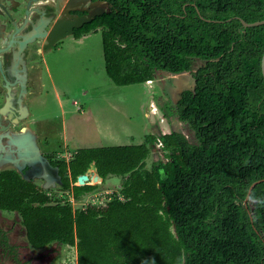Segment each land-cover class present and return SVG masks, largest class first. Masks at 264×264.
I'll return each instance as SVG.
<instances>
[{
  "label": "trees",
  "instance_id": "trees-1",
  "mask_svg": "<svg viewBox=\"0 0 264 264\" xmlns=\"http://www.w3.org/2000/svg\"><path fill=\"white\" fill-rule=\"evenodd\" d=\"M77 33L103 32L106 71L119 85L158 70L192 71L178 100L181 130L144 142L76 149L51 162L59 190L0 170V210L16 212L34 248H77V264H264V0H109ZM205 63L194 70L195 59ZM166 160L147 159L156 143ZM96 163L121 185L105 206H75L100 184H76ZM65 194H61V193ZM1 244L11 250L0 230Z\"/></svg>",
  "mask_w": 264,
  "mask_h": 264
},
{
  "label": "rangeland",
  "instance_id": "rangeland-1",
  "mask_svg": "<svg viewBox=\"0 0 264 264\" xmlns=\"http://www.w3.org/2000/svg\"><path fill=\"white\" fill-rule=\"evenodd\" d=\"M204 63L195 59L194 70ZM34 70L36 78L26 98L27 122L38 134L43 151L57 159H68L81 147L141 143L148 133L164 134L173 129L195 141L193 130L180 120L177 110L179 90L195 83L192 71L158 70L149 83L119 85L106 71L101 28L67 37L47 51ZM159 158L166 160L161 144L156 143L147 166ZM121 181V176L114 174L98 184L100 189L116 190ZM92 199L87 194L73 204L85 205ZM0 225L11 228L9 242L16 246L11 254L0 248V264H77L76 246L54 242L32 247L18 213L0 211Z\"/></svg>",
  "mask_w": 264,
  "mask_h": 264
},
{
  "label": "flooded vegetation",
  "instance_id": "flooded-vegetation-1",
  "mask_svg": "<svg viewBox=\"0 0 264 264\" xmlns=\"http://www.w3.org/2000/svg\"><path fill=\"white\" fill-rule=\"evenodd\" d=\"M110 10L109 0H0V79L3 86L0 92H4L2 100L0 99V109L7 101L8 92H12L13 104L10 113L5 118L9 117L12 120L15 117L19 118L18 122L11 125L13 130H20L23 126L31 128L27 122L29 108L26 98L28 92L32 91L30 88L36 78L34 70L36 64L45 59L47 51L55 48L67 37H77V33L95 17L84 22L81 26H75L71 33L70 29H67L64 37L52 43L47 40V34L59 22L69 24L82 16H90L94 12L103 11L97 14L101 15ZM24 84H26V88L23 87ZM194 86L195 83L193 86H185L181 91L179 90L178 100L184 90ZM22 92H25L24 95L22 94L23 96H21ZM20 97H22V101H20ZM23 107H26L28 112L25 113ZM37 139L42 155L48 161L47 164L38 167L28 164L19 171L14 164L6 163L0 167V170L16 168L25 178L41 180L42 182L39 183L45 187L58 186L62 180L60 168L51 162L52 154L43 151L38 134ZM1 229L10 238L11 228L0 225ZM0 248L10 254L15 251L1 244V235Z\"/></svg>",
  "mask_w": 264,
  "mask_h": 264
},
{
  "label": "water",
  "instance_id": "water-1",
  "mask_svg": "<svg viewBox=\"0 0 264 264\" xmlns=\"http://www.w3.org/2000/svg\"><path fill=\"white\" fill-rule=\"evenodd\" d=\"M102 12L103 11H97L90 16H82L77 19V21L69 24L63 22L57 23L49 34H47V40L52 43L64 37L67 29H70L69 32L71 33L74 31L75 26H81L84 22L91 20L92 17H95ZM239 18L245 26L264 23V19L247 21L242 17ZM262 70L264 74V54L262 57ZM23 87L26 88V84H24ZM24 93L25 92H22L21 96H23ZM20 101H22V97H20ZM12 104V92H8L7 101L0 109V167L6 163H12L19 171H21L28 164H33L36 167L47 164L48 161L42 155L35 131L28 126H23L20 130H13L11 125L18 122L19 118L15 117L13 120L9 117L5 118V116L10 113ZM23 108L25 113L28 112L26 107ZM262 180H264V178L255 180L251 184L245 202H247L254 185ZM103 181L104 178L100 175L96 163H93L85 173L78 176L76 184L83 185L90 183L96 185Z\"/></svg>",
  "mask_w": 264,
  "mask_h": 264
},
{
  "label": "built area",
  "instance_id": "built-area-1",
  "mask_svg": "<svg viewBox=\"0 0 264 264\" xmlns=\"http://www.w3.org/2000/svg\"><path fill=\"white\" fill-rule=\"evenodd\" d=\"M161 144V142H160ZM115 190H111L108 188L105 189H97L94 192L90 193L92 196V200L90 203L95 204V205H99V206H105L110 199L112 198V192ZM71 194L70 199L73 200L75 202L74 196ZM88 204V203H87ZM86 205V204H85Z\"/></svg>",
  "mask_w": 264,
  "mask_h": 264
},
{
  "label": "bare ground",
  "instance_id": "bare-ground-1",
  "mask_svg": "<svg viewBox=\"0 0 264 264\" xmlns=\"http://www.w3.org/2000/svg\"><path fill=\"white\" fill-rule=\"evenodd\" d=\"M43 18H45V17H43ZM39 20H41V19H39ZM36 24H37V23H36ZM36 24H35V25H36ZM39 25H40V24H39ZM41 29H42V28H41ZM39 32H40V31H39ZM32 33H33V32H32ZM41 33H42V32H41ZM23 34H26V33H23ZM28 35H29V34H28ZM19 59H20V57H19ZM21 65H22V64H21ZM25 81H26V80H25ZM147 82L149 83V82H151V80H150V81H147ZM23 113H24V112H23Z\"/></svg>",
  "mask_w": 264,
  "mask_h": 264
},
{
  "label": "crops",
  "instance_id": "crops-1",
  "mask_svg": "<svg viewBox=\"0 0 264 264\" xmlns=\"http://www.w3.org/2000/svg\"><path fill=\"white\" fill-rule=\"evenodd\" d=\"M37 182H38V181H37ZM53 187L55 188V187H57V186H53ZM50 188H52V187H50ZM1 211L4 212V210H1ZM15 213H16V212H15Z\"/></svg>",
  "mask_w": 264,
  "mask_h": 264
},
{
  "label": "clouds",
  "instance_id": "clouds-1",
  "mask_svg": "<svg viewBox=\"0 0 264 264\" xmlns=\"http://www.w3.org/2000/svg\"><path fill=\"white\" fill-rule=\"evenodd\" d=\"M262 203H264V201H262Z\"/></svg>",
  "mask_w": 264,
  "mask_h": 264
}]
</instances>
